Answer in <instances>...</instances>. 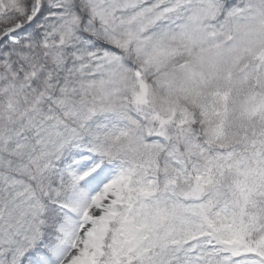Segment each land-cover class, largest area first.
<instances>
[{
    "label": "snow or ice",
    "instance_id": "6c2138e0",
    "mask_svg": "<svg viewBox=\"0 0 264 264\" xmlns=\"http://www.w3.org/2000/svg\"><path fill=\"white\" fill-rule=\"evenodd\" d=\"M0 264H264V0H0Z\"/></svg>",
    "mask_w": 264,
    "mask_h": 264
}]
</instances>
